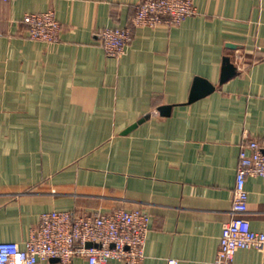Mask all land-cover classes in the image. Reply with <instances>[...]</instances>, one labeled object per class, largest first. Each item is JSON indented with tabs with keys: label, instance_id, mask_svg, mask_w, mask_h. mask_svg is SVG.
<instances>
[{
	"label": "crops",
	"instance_id": "crops-1",
	"mask_svg": "<svg viewBox=\"0 0 264 264\" xmlns=\"http://www.w3.org/2000/svg\"><path fill=\"white\" fill-rule=\"evenodd\" d=\"M139 1L0 2V242L25 243L54 210L139 209L151 217L141 264L216 259L241 146L264 145V0H192L196 15L135 28L109 57L99 33L131 24ZM48 11L60 40H30L25 16ZM226 61L237 73L221 83ZM196 78L215 90L190 103ZM247 190L264 233V177ZM235 261L264 264V251Z\"/></svg>",
	"mask_w": 264,
	"mask_h": 264
},
{
	"label": "built area",
	"instance_id": "built-area-1",
	"mask_svg": "<svg viewBox=\"0 0 264 264\" xmlns=\"http://www.w3.org/2000/svg\"><path fill=\"white\" fill-rule=\"evenodd\" d=\"M12 0H0L9 2ZM197 14L192 0H140L131 24L107 28L98 35L101 46L111 58L122 57L133 41L135 28L178 26ZM32 41L55 43L62 26L53 11L33 13L23 21ZM264 177V145L257 140L241 146L233 198V216L225 223L216 259L212 264H237L239 250L264 251V233L252 228L246 217L249 211L247 180ZM151 217L143 210L117 209L111 212L54 210L41 215L38 226L23 244L0 242V264H39L59 259L72 264L86 259L89 264H141ZM92 243L99 246L88 247Z\"/></svg>",
	"mask_w": 264,
	"mask_h": 264
},
{
	"label": "water",
	"instance_id": "water-1",
	"mask_svg": "<svg viewBox=\"0 0 264 264\" xmlns=\"http://www.w3.org/2000/svg\"><path fill=\"white\" fill-rule=\"evenodd\" d=\"M236 67L234 64L226 61L225 65L223 67V72H222V77H221V83H225L229 81L232 77L236 75ZM215 90V87L211 85L208 81L201 79V78H196L195 83L192 89L191 97H190V103H193L209 94H211ZM172 107H162L160 108V112L163 116H167L170 114ZM138 124L133 125L130 127L128 130L125 131V134L130 133V131L134 128H136ZM88 247H93V246H99L95 245L92 243L87 244ZM53 263H60L59 259H52L51 260Z\"/></svg>",
	"mask_w": 264,
	"mask_h": 264
}]
</instances>
